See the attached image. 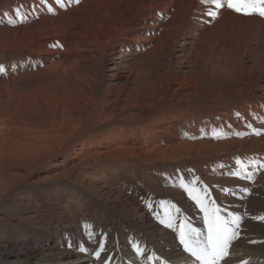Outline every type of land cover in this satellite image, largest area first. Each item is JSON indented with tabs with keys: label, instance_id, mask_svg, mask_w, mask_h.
I'll return each mask as SVG.
<instances>
[{
	"label": "bare ground",
	"instance_id": "obj_1",
	"mask_svg": "<svg viewBox=\"0 0 264 264\" xmlns=\"http://www.w3.org/2000/svg\"><path fill=\"white\" fill-rule=\"evenodd\" d=\"M64 4L0 0V53L10 52L0 59V194L41 165L32 183L69 177L101 206L76 218L63 195L26 209L32 230L0 226V264H193L161 223L206 231L181 182L206 185L224 215L243 218L226 264H264V220L254 219L264 215V17L225 7L212 19L200 0ZM93 134L95 148L79 141ZM238 161L253 179L232 175ZM138 171L145 199L101 181Z\"/></svg>",
	"mask_w": 264,
	"mask_h": 264
},
{
	"label": "snow or ice",
	"instance_id": "obj_2",
	"mask_svg": "<svg viewBox=\"0 0 264 264\" xmlns=\"http://www.w3.org/2000/svg\"><path fill=\"white\" fill-rule=\"evenodd\" d=\"M80 0H69V3H79ZM202 4L211 5L206 15L212 19L217 18L219 11L225 7L231 9L237 13L243 15H259L264 17V0H200ZM57 4L64 7V0H56ZM50 11L51 7L49 8ZM17 15L19 11L17 10ZM13 23L15 21H12ZM210 22V21H209ZM59 47L60 45H53ZM5 68L0 65V73H4ZM251 127V125H249ZM252 131L256 135L261 134V130L253 128ZM247 133H237V135H246ZM240 163V171L232 173V175L241 176L245 179H253V175L248 173L247 164L238 161ZM249 164H257L255 160H249ZM260 167H264V163L260 164ZM195 182H192L194 184ZM181 188L186 190L188 196L203 212V223L206 226V231L192 227L191 224L181 223L178 226L173 223V218L169 217L167 221L161 220V223H166L168 228H173L179 237L180 244L183 246L184 251L194 257L193 264H226L227 260L231 256V248L233 242L239 238L240 225L242 217L234 213H228L224 215L226 211L222 209L216 201L211 198L210 190L205 185L202 189L191 186L188 183L181 182ZM225 192L231 193L230 189H224ZM245 191H248L245 189ZM176 213L180 212L179 208L175 209ZM254 219L264 220V215L254 217ZM87 227V226H86ZM93 233L89 232V238ZM72 247L71 244L68 245ZM133 247L138 253L143 255V251L138 244H133ZM99 251L95 252L97 258L100 257L101 252L104 251L103 245H99ZM82 252L88 251L84 247L79 249ZM167 264V261L165 262ZM247 264V262H243Z\"/></svg>",
	"mask_w": 264,
	"mask_h": 264
},
{
	"label": "rangeland",
	"instance_id": "obj_3",
	"mask_svg": "<svg viewBox=\"0 0 264 264\" xmlns=\"http://www.w3.org/2000/svg\"><path fill=\"white\" fill-rule=\"evenodd\" d=\"M9 54L10 52L0 53V59L6 60ZM89 124L90 122H85L83 125L86 126ZM102 139L103 138L98 137V135H94V136L89 135L85 138L79 139V141L80 142L89 141L91 142V147L95 148L103 141ZM96 140L98 143L96 142ZM40 166L35 168L32 173L27 174V176L24 177L23 180L21 181L17 190H15L13 193L7 191L3 193L6 195L0 194V226H3V228H5L6 230L9 231L10 225L16 220H21V222H23V224H25L27 228H29V230H32L35 227V222L25 216L26 209L28 210L30 209L34 211L38 209V207H41L43 205L42 201L50 203V205L53 207L55 206L54 203H55V200L58 198V196L59 197H62L63 195L74 196L72 197V201H70V203L68 204V206L70 205L69 206L70 211L69 210L68 211L72 215H74V217L76 218L78 216L80 217L82 216L81 210L86 207L98 209L101 206V204L97 200L99 196L97 194L95 195V192L90 187H82L79 184L72 183L68 180L69 177L57 179V180L48 179V180H44L39 183H32L31 182L32 174L39 171ZM171 166L172 165L170 164H164L162 165V168L165 169L164 171H167ZM43 168L46 169L44 165H43ZM150 177L152 178L153 182L154 181L159 182V183L162 182L161 184L165 183L163 179H161L157 173L155 174L152 173ZM103 180L107 181L108 183L112 182L111 184H115V185L116 184L124 185L126 188H130L133 191H135L137 195H139V197H141L142 199L143 198L145 199L148 193L146 186H144V182L149 183V181L146 179L143 173L139 171L136 175H131V174L127 176H124L123 174L122 175L120 174V176L104 175L102 176L101 181ZM3 188L4 186L1 187L0 192L4 191L2 190ZM150 191L155 195L156 199H159L161 197L159 194L156 193V191L153 188H151ZM79 194L83 195V198H82L83 203L81 204H83L84 206L81 204H76ZM1 196L5 197L4 201L2 200ZM15 233L13 231V234ZM244 233H246L247 235L253 234V232L251 231L249 232L245 231ZM259 234H262V233H259Z\"/></svg>",
	"mask_w": 264,
	"mask_h": 264
}]
</instances>
